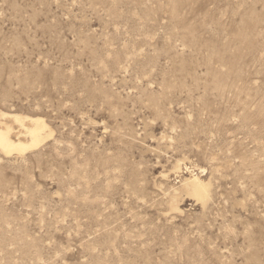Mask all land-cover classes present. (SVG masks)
Wrapping results in <instances>:
<instances>
[{"label": "rangeland", "instance_id": "374dc122", "mask_svg": "<svg viewBox=\"0 0 264 264\" xmlns=\"http://www.w3.org/2000/svg\"><path fill=\"white\" fill-rule=\"evenodd\" d=\"M0 111V264H264V0H0Z\"/></svg>", "mask_w": 264, "mask_h": 264}, {"label": "bare ground", "instance_id": "6f19581e", "mask_svg": "<svg viewBox=\"0 0 264 264\" xmlns=\"http://www.w3.org/2000/svg\"><path fill=\"white\" fill-rule=\"evenodd\" d=\"M54 131L43 117L0 111V151L10 157L23 156L38 150L52 137ZM193 197L202 203L209 199V189L198 177L185 181Z\"/></svg>", "mask_w": 264, "mask_h": 264}]
</instances>
